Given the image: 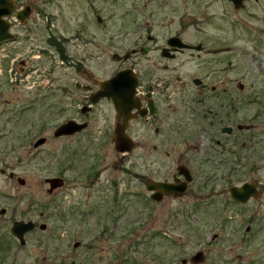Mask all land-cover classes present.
I'll use <instances>...</instances> for the list:
<instances>
[{
  "label": "rangeland",
  "instance_id": "374dc122",
  "mask_svg": "<svg viewBox=\"0 0 264 264\" xmlns=\"http://www.w3.org/2000/svg\"><path fill=\"white\" fill-rule=\"evenodd\" d=\"M203 1L202 11L214 21L200 36H207L203 40L214 46L236 49L230 55L233 67L228 78L244 84L246 101H259L245 106L240 122L248 124L251 115L264 112V0H251L247 12L240 13L219 0ZM15 2L31 6L33 14L25 26L18 25L16 34L24 40L0 51V213L5 210L0 214V264H162L155 258L163 259V264H182L186 258L191 264L199 251L206 257L202 264H264V197L240 206L225 195L210 199L208 191L199 192L202 183L196 182L193 196L155 203L139 179L147 172L144 161H134L138 165L127 179L113 167L120 165V158L104 141L107 137L85 133L75 139L53 137L57 126L76 113L71 101L63 112L57 97L46 98L45 87L50 81L55 89L66 80L82 78L60 63L59 51L48 45L50 36L67 44L68 54L84 64V81L92 79L89 75L103 81L125 66L113 54L124 56L141 45L139 37L150 28L159 36L174 33L173 21L194 9L182 4L180 13L165 15L157 12L160 6L148 11L145 0ZM150 11L156 12L152 19ZM134 57L141 66L157 58ZM21 60L31 71L22 75L19 85ZM111 113L110 106L103 104L94 116L101 130L112 123ZM260 117V142L251 150L247 141L243 149V143L239 145L242 165L231 180L233 185L252 180L264 184V115ZM143 136L137 135L140 143ZM42 137L47 144L34 149ZM143 144H148V137ZM164 145L160 176L166 178L176 173L178 152H173V142L167 138ZM18 178L26 184L20 185ZM50 178L64 179L65 188L49 194L46 179ZM20 221L47 228L29 233L22 247L11 235L12 225Z\"/></svg>",
  "mask_w": 264,
  "mask_h": 264
},
{
  "label": "flooded vegetation",
  "instance_id": "af4514ba",
  "mask_svg": "<svg viewBox=\"0 0 264 264\" xmlns=\"http://www.w3.org/2000/svg\"><path fill=\"white\" fill-rule=\"evenodd\" d=\"M219 1L227 4L230 11L240 13L247 12L251 0H243L241 5L237 6L231 0ZM182 4L185 9L192 7L195 11L188 9L189 12L185 10L176 19L178 21H173V24L177 26L174 33H163V35L159 36L160 34L158 35L152 31L150 28L151 23L147 21L146 27L150 29L139 37L142 40V44L126 52L124 56L113 54V58L120 64H125V66L114 70L115 72L103 81L95 80L90 75L89 77L92 79L84 81L83 76L87 73L84 69V64L80 59L76 58L74 60L68 54L67 44L57 43L54 41L56 38L50 36L48 45L57 52L59 51L60 63L64 66L69 65L68 69L71 68L72 73L74 72L75 75L82 79L66 80L61 83V87L55 89L54 82L50 81L48 86L45 87L46 93L44 96L46 98H49L48 96L57 97L59 100L57 103L60 104L59 106L63 112L68 110V101H71L70 107L72 106L71 108L74 109L76 117L69 118L63 125L75 122L86 126L80 132L57 136L58 129L63 126L61 124L57 126L58 128L54 132L53 137L56 139H75L84 133L89 137H97L99 135L107 137L108 140L105 139L104 141L114 147L120 158V165H114L113 167L121 169L127 179H130L134 167L138 165V162L134 161H144L147 172L143 176L139 175V179L145 183L144 186L149 198L155 203H162L169 198L184 199L189 194L193 196L196 190L194 189L196 182H201L199 192L208 191L210 199L217 197V195H225L232 204L249 205L251 202L264 197V189L262 187L264 184L252 180L241 184L234 183L233 185L231 180L234 176H237L242 165L239 145L243 143V149L246 144H249L248 149H250L251 145L254 148L260 142L257 138L259 137L258 131L260 127L258 122L264 112L260 111L251 115L249 117L251 122L248 124L240 122L243 119L242 117H244L245 106H252V104L259 103V101L256 98L246 101V87L244 84L228 78L229 69L233 67L230 55H233L236 49L229 45L214 46L203 40L208 39L206 38L207 36H200V34H204V28L214 21V16H206L207 12L202 11L204 4L206 5L203 0H145L146 6L144 7L148 9L150 6L155 8L160 6V11L157 12L173 15L174 13H180ZM166 9L170 10V12L165 13L164 10ZM227 12L226 10L225 13ZM150 14L152 19L156 12L150 11ZM29 20L30 18L26 22ZM26 22L23 24L13 23L15 30H18V25L21 27L25 26ZM200 37L202 39H199ZM22 38L21 35L16 34L13 40L3 45V49L9 48L14 42L17 43L24 40ZM138 55L143 59L151 58L152 56L157 58L152 62L150 61L151 63L141 66L140 60L134 57ZM164 60L173 61L175 64L172 66L160 64ZM194 62L199 63L193 65ZM18 65L20 70L16 82L22 85V75L29 74L31 68L29 69L28 67L26 69L27 62L25 60H21ZM123 71L128 72L125 80L129 83L126 91L129 97L126 106L128 119L119 124L124 127L126 135L132 142L126 147L123 154H119L116 151L114 141L116 123H118V111L113 98H100L99 93L102 91V84L110 81ZM259 72L260 68L258 69ZM163 73H171L172 75H164ZM136 81L137 84L134 86ZM28 84L30 83L28 82ZM96 99L98 101L95 103L94 100ZM103 104L110 106L112 123L110 122L101 130L96 125L97 120H95L94 116ZM142 134H144V140L140 143L137 135ZM151 136L158 139L159 144L154 143L157 140L152 139ZM147 137L148 144L144 145L143 143ZM42 138L36 141L34 149L47 144L48 140L43 138L44 142L37 146ZM165 138L173 142V152H178L175 162L177 164L176 173L173 172L170 177L166 178L160 176L162 169L164 170L162 152L165 149ZM245 141L248 143L244 144ZM139 150H141L140 155H138ZM167 155H170V153L167 152ZM10 177L13 178L12 174ZM55 179L60 180V185L51 193L49 192L51 184L47 182L49 179H46V184L50 187L48 190L49 194H54L66 186L64 179ZM154 182L172 184L180 187V189L172 195H164L161 191L149 190L150 185ZM229 183H231V186H228ZM185 184V193L177 195L180 194L181 188ZM246 185H250L251 188L248 187L245 190L248 197L246 203H242L238 199H234L230 191L233 188L241 189ZM157 193L162 195V199L159 202L153 199V195ZM23 222L26 223V221ZM27 222L33 223V221ZM43 225L45 224L40 226L35 224V229L29 233H33L37 228L42 230L41 227ZM29 233H26L25 239ZM13 237L16 238L15 236ZM193 257L190 260L191 264H195L192 262ZM184 260H182V264H187L188 260L185 263ZM154 261L162 264L164 262L160 258H155ZM114 264H122V262Z\"/></svg>",
  "mask_w": 264,
  "mask_h": 264
},
{
  "label": "water",
  "instance_id": "95a60500",
  "mask_svg": "<svg viewBox=\"0 0 264 264\" xmlns=\"http://www.w3.org/2000/svg\"><path fill=\"white\" fill-rule=\"evenodd\" d=\"M231 1H233L237 6V5H241L242 3L241 1L243 0H231ZM16 9H17V4L14 0H0V44L7 42V41H11L14 38V36L10 33V24H8V22L5 20V17H10L11 15H13ZM15 13L18 16L19 20L22 23H24L31 16L32 7L27 6L25 7L24 10H20ZM127 74L128 72L123 71L122 73L118 74L116 77L111 79L110 81H106L104 84L101 85L102 91L99 93L100 98H103V97H107L109 99L113 98L117 111H118L117 112L118 113V117H117L118 123H116L117 126L115 130L114 141L116 144V151L119 154H123L126 147L130 145V143L132 142V140L126 135L124 127L121 124H119L122 121L124 122L127 121L128 119V115L126 113L127 112L126 106L128 103L127 101H129V97L126 91L129 87V83L125 81L127 78ZM136 84H137V81L134 82V86ZM97 99L94 100L95 103L98 101ZM85 128H86L85 125H79V124H76L75 122H69L67 124H64L63 126H60L56 135L57 136L69 135V134H73L74 132H78V131L80 132ZM43 142H44V139L42 138V140L38 142L37 146L41 145ZM59 181L60 180L58 179L47 180V182L51 184V188L49 190L50 193L53 192L54 189L56 190V188L59 187L60 185ZM18 183L23 186L26 184V181H24V179L22 178H19ZM151 185L149 187L150 191H156V192L161 191L162 193H164V195H172L180 189V187H176V186H173L172 184L169 185L165 183L160 184V183L154 182ZM185 186L186 184L181 188L180 194H177V195H182L183 193H185L184 192L186 190ZM248 187L251 188L250 185H246L241 189L233 188L231 189L230 192L232 193L234 199H238L239 202L246 203L248 194L246 193L245 190H247ZM153 196H154L153 199H155L158 202L161 201L162 199V195L159 193ZM4 213H5V210L1 211L0 214L3 215ZM34 229H35L34 223L32 222L25 223L23 221H20V222H16L13 225L11 233L13 236H15L20 241L21 243L20 245L25 246L26 245V239H25L26 233H29L33 231ZM41 229L46 230V225H43ZM204 261H205L204 252H198L196 256H194L192 259V262L195 264H202L204 263ZM185 262H186V259L184 260V263Z\"/></svg>",
  "mask_w": 264,
  "mask_h": 264
},
{
  "label": "built area",
  "instance_id": "2783aa9c",
  "mask_svg": "<svg viewBox=\"0 0 264 264\" xmlns=\"http://www.w3.org/2000/svg\"><path fill=\"white\" fill-rule=\"evenodd\" d=\"M0 51H5V50H4L3 47H2Z\"/></svg>",
  "mask_w": 264,
  "mask_h": 264
}]
</instances>
